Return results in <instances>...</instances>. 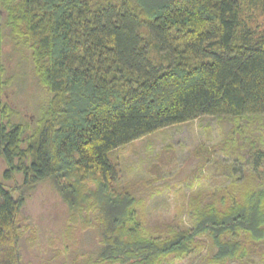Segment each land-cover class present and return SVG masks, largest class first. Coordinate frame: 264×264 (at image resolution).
<instances>
[{
  "label": "trees",
  "instance_id": "1",
  "mask_svg": "<svg viewBox=\"0 0 264 264\" xmlns=\"http://www.w3.org/2000/svg\"><path fill=\"white\" fill-rule=\"evenodd\" d=\"M20 1L18 39L44 94L33 123L0 99V264H24L21 209L44 183L66 209L61 264H173L205 243L213 264H232L264 244L260 190L194 202L188 227L143 237L113 157L202 116H264V0ZM162 45L158 68L148 49Z\"/></svg>",
  "mask_w": 264,
  "mask_h": 264
},
{
  "label": "rangeland",
  "instance_id": "2",
  "mask_svg": "<svg viewBox=\"0 0 264 264\" xmlns=\"http://www.w3.org/2000/svg\"><path fill=\"white\" fill-rule=\"evenodd\" d=\"M20 2L0 0V99L27 123H33L44 89L31 51L18 39ZM167 49L163 45L159 51L148 49L158 68L169 63ZM113 157L118 163L117 189L136 199L143 237L153 238L169 226L188 227L194 202L205 204L231 195L230 191L264 192V116H202L136 140L116 150ZM4 170L0 160V178ZM17 179L20 182L19 176ZM20 222L31 228L20 242L24 264H61L63 255L73 250L65 233L66 209L51 184H39L27 194ZM32 234L35 240L30 241L27 236ZM85 241L90 244L93 240L89 236ZM204 246L199 254L173 264H213L214 249L208 243ZM252 247L242 262L232 264H264V244ZM55 251H60L61 257L55 258Z\"/></svg>",
  "mask_w": 264,
  "mask_h": 264
}]
</instances>
